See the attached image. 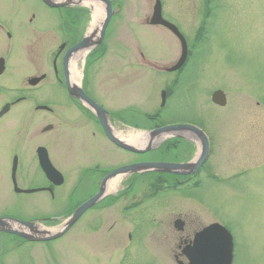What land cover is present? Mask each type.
<instances>
[{
    "label": "rangeland",
    "instance_id": "1",
    "mask_svg": "<svg viewBox=\"0 0 264 264\" xmlns=\"http://www.w3.org/2000/svg\"><path fill=\"white\" fill-rule=\"evenodd\" d=\"M111 1L114 14L102 42L79 63V85L110 114L114 131L194 125L208 140L207 159L186 183L166 176L164 182L150 173L127 175L115 192L106 193L55 241L28 243L0 234V264H176L180 241L214 222L233 237L234 264H264V0H160L163 18L179 29L188 47L186 64L171 73L163 71L178 61L180 44L164 28L148 25L155 0ZM83 3L68 6L74 11L65 24V12L58 15L39 0H4V7L25 9L21 17L27 25L25 35L13 33V40L17 38L10 71L16 57L33 55L28 47L33 29L39 34L36 55L42 62L58 52L64 32L79 42L94 33L106 18L105 8L90 2L103 12L91 29L93 10ZM31 12L36 15L33 23ZM5 43L0 33V45ZM53 82L48 74L28 93L30 100L11 110L0 125V137L7 126L12 143L19 130L26 136L27 153L50 143L54 161L65 175L64 194L78 183L84 169L98 163L107 171L146 159L184 163L200 156L193 134L169 137L144 155L116 149L99 136L93 121L84 124L86 114ZM162 91L167 94L164 107ZM215 91L225 94L224 107L211 102ZM16 96L11 90L3 100ZM54 100L64 106H55L57 121L34 109ZM50 124L54 129L41 134ZM100 151L103 159L98 158ZM94 187L88 178L68 203L60 202L56 208L49 206L45 195H23L31 206L26 216L52 215L57 221L42 225L57 232L94 194ZM177 219L185 223L183 232L174 227Z\"/></svg>",
    "mask_w": 264,
    "mask_h": 264
},
{
    "label": "flooded vegetation",
    "instance_id": "2",
    "mask_svg": "<svg viewBox=\"0 0 264 264\" xmlns=\"http://www.w3.org/2000/svg\"><path fill=\"white\" fill-rule=\"evenodd\" d=\"M3 1L4 0H0V33L4 34L7 43H5L4 45H0V50H2L3 48V55H0V112L1 110H3L5 106H9V110L7 113L1 116L0 125L4 124L5 120H7V117L9 116L8 114L15 106L31 99L29 96H27L28 93L30 91L35 90L39 85L44 83L48 74L52 76V79L54 81L53 84H58L60 85L61 88H63L65 71H66V67L64 63L65 56L68 50H70L73 46L79 43V40H75L74 35L70 33H68L67 35V33L64 32V34H62L64 41L61 42V44L59 45L58 52H56L54 56H48V57L46 56L44 58V61L42 62L41 56L36 55L37 50L40 48L39 34L33 29L31 30L32 31L31 42L28 44V47L30 48L29 49L30 54L33 53V55L25 56V57L24 56L16 57L15 58L16 61L12 66V70L10 71V67H9L10 53L11 50L13 51V41L17 38L15 37L13 40V33L14 36L17 34L25 35L24 33L27 25H24V21H22L23 18L21 17L22 12L25 9L20 8L21 9L20 10L21 13H20L19 10L16 8H10L6 6L4 7ZM41 3L45 5L42 1ZM46 7L50 10L57 12L58 15H61L62 12H65L64 15L65 24L67 23V20H69L72 11H74L70 7L59 8V9H52L49 8L48 6ZM30 14L31 17L29 19V23H33L34 20H36V15L34 12H31ZM69 34L71 37L69 36ZM21 48H23V45ZM43 63L44 66H42ZM69 64H70V58H68L67 66ZM163 72L165 73V71ZM39 77H43V79L35 87H26V84H28L30 79L39 78ZM11 90L16 91L17 96L13 98V100L11 101L3 100V99H8L7 96L10 94ZM83 90L86 93L85 89ZM55 106L64 107L63 105L60 104L58 100H54V102L51 101L50 103L39 104L35 106L34 109H36V111L46 112L48 116L50 117L52 116L53 118H55L54 120H56L58 119V115L55 114H57L58 109ZM39 107H46L48 109L40 110ZM76 107L80 108L83 114H86L87 118L86 119L83 118L84 124L86 125L91 121H93V123L97 125V127L95 128H97V132L99 136L103 140H107L104 134V130L101 127L95 115L93 114V112H91L87 107L82 108L79 103H77ZM111 118L112 117L109 114L108 120L110 125H111ZM151 119L153 118H150L149 120ZM48 126L51 127L50 129L51 132L54 129V126L52 124ZM157 128L159 127H155L153 129H157ZM43 129L41 130V134H44ZM21 134L22 132H20L19 130L16 131V135L15 137H13L14 141H12L11 143L9 141V129L7 126H4L2 130V136L0 137V220L39 221L43 223L52 222L55 218L52 215L50 216L45 214V215H40L37 218L26 216V213L30 211L31 206L27 205L25 199L22 198V196L25 194H23L20 191L26 189H38L40 191H38L37 193L41 195H45V199L46 201H48L49 206L51 208H56L60 202L64 203L70 201L74 193L79 190L80 186L85 181H87L88 178H90L91 185L95 186L94 187L95 188L94 194H95L100 186L101 181L103 180L107 172L111 170L109 169L106 171L105 169H102L99 163L94 167L84 169V171L80 174L78 183L74 185V187H72L70 191L64 194V191H62L61 189L65 187V182H66L65 175L58 167L57 162L54 161L51 144L47 142L42 143L41 145L33 149L32 152L27 153L24 152V149L28 147V144H26V136ZM94 135L95 134H93V136ZM194 137L196 136L194 135ZM111 145L114 146L113 144ZM23 146L25 147L23 148ZM114 147L118 150H121L116 146ZM38 149H44L46 151L48 159L52 164V166L61 173L63 177V184L60 187H57L56 185L53 184V182L49 181L42 172L39 164ZM152 151H150L149 153H152ZM98 158L103 159V154L101 153V151L98 152ZM161 162H170V161H165L163 159L161 160L146 159L144 161L129 163L126 165L138 164V163H161ZM171 163H177V162H171ZM149 173L163 177L164 182H165V176L171 179L178 178V180L180 179L182 181V182L180 181L181 183L189 182L192 179V176H178L175 174H161L156 172H149ZM144 174H148V173H144ZM99 180L100 182L97 185V182ZM39 209L41 210V208ZM184 228H185V224H184ZM200 230L201 229H199L198 231ZM196 232H194L192 237L189 238L188 240L180 241V245L178 246V249L180 251L179 254L175 255V258L180 257L181 258L180 260L183 261L186 260L184 259V257L181 256L182 254L181 249L185 244H188L191 241V239L193 238ZM1 236H5V235L1 234ZM234 260H235V255L233 256L232 264H234Z\"/></svg>",
    "mask_w": 264,
    "mask_h": 264
},
{
    "label": "water",
    "instance_id": "3",
    "mask_svg": "<svg viewBox=\"0 0 264 264\" xmlns=\"http://www.w3.org/2000/svg\"><path fill=\"white\" fill-rule=\"evenodd\" d=\"M46 6L52 9L65 8L71 5H80L83 2H98L101 3L106 11V18L99 25L98 28L95 29L94 33L86 36L79 42L75 47L70 49L67 52V58L76 54L82 50H88L94 46H98L104 37L106 28L109 24L111 17L114 12L111 8V1L109 0H76L74 3L73 0H66L63 2H56L54 0H41ZM150 26H161L165 29L169 30L173 33L180 42L181 45V56L178 62L165 69L167 72H174L180 69L187 57V45L182 37V35L178 32L176 27L166 22L162 18V8L159 0H156L155 6L153 8V14L148 22ZM66 61V59H65ZM67 63V61H66ZM67 66V64H66ZM65 83L68 90L69 95L72 98L80 100L82 103L86 104L91 108V110L95 113L96 117L101 123V126L109 139L113 144L117 147L136 154H144L149 152L152 149V141L158 138L163 134H174V133H190L194 134L201 142V153L200 156L191 162L188 163H139L124 166L110 172L100 184L98 192L91 197L88 201L83 203L79 208L75 210V212L64 222V224L58 229L57 232H49V231H40L39 224L34 222H25V221H16L12 220V222H8V220H0V232L6 233L9 235L17 236L23 239L26 242H39V243H48L51 241H55L63 237L71 227L80 219V217L89 209L93 208L97 205L106 194V186L107 183L118 176L121 175H132V174H141L148 171L160 172V173H170L181 176H187L190 174H196L201 169L203 163L207 159L208 156V140L205 137L204 133L192 126V125H172L165 126L153 131L146 133L144 139L147 140V144L145 146H133L119 139L114 133L111 127L109 126L107 119V112L103 110L99 105H97L94 101H92L89 97H87L82 90V88L77 85L71 78L69 74V70L66 68L65 72ZM34 84V83H31ZM212 102L218 106H225L226 100L225 96L222 92L217 91L212 96ZM165 103V94H162V105ZM4 109L0 116L5 112ZM41 167L46 173L47 177L51 180H56L58 178V182L56 184H61V175L57 173L53 167L48 162L46 156L41 159ZM35 191H28L26 193H33ZM12 225L19 227L17 230L12 227ZM182 223L177 221L175 226L178 230H182ZM183 254L188 259V264H231L232 255H233V240L231 235L221 226L217 224L210 225L204 228L202 231L197 233L194 236L193 241L190 245L186 246L182 250ZM183 264V263H179Z\"/></svg>",
    "mask_w": 264,
    "mask_h": 264
},
{
    "label": "bare ground",
    "instance_id": "4",
    "mask_svg": "<svg viewBox=\"0 0 264 264\" xmlns=\"http://www.w3.org/2000/svg\"><path fill=\"white\" fill-rule=\"evenodd\" d=\"M54 1L61 2V1H64V0H54ZM73 2L75 3L76 0H73ZM83 4L86 5V6H89L93 10V13H92V26H91V29H93L96 26L97 22L100 20V16H102L103 12H102L101 8L98 5H96V4L92 5L90 2H84ZM89 50L90 49L84 50V51H81V52H79V53H77L75 55L74 54L72 55V58H71L72 61H71V64L69 66L70 67V70H69L70 71V78H72V80L77 85H79L80 78H81V74H80L81 73V70H80V64L79 63L84 61V59H85L87 53L89 52ZM161 103H162V100H161ZM11 112L12 111H10V113ZM192 126H194V125H192ZM111 129L113 130V133L119 139L123 140L124 142H127L130 145H133V146H142L143 147V146H145L147 144V140L144 139V138L146 136V133H148V132H146V133L145 132H135V131H129V132H121V131L119 132L118 131L117 132V131H114L113 128H111ZM185 136L191 137L192 135H190V134H188V135L187 134L181 135L179 133L178 134L177 133H174V134H163V135H160L158 138L154 139L152 141V145L153 146L154 145H158V144L164 142L169 137H185ZM193 140L195 141L196 145H198L199 151L201 153L202 146H201L200 140L197 137H195V139L193 138ZM107 141H109L108 138H107ZM153 146H152V148H153ZM46 158L48 159V156H46ZM126 176L127 175H121V176H118L116 178L111 179L107 183L106 193L107 194H110V193L115 192L120 187L121 182L123 181L124 177H126ZM105 177H106V175H105ZM101 183H102V181H101ZM216 224L219 225V226H222L221 224H219L217 222H216ZM12 227L15 228V229H17V230H22V229H19V227H16L14 225H12ZM39 230L40 231H49L51 233L53 232L52 230L45 229L44 227H39ZM227 232L230 233L228 230H227ZM0 233L3 234V235H6V236L8 235L6 233H2V232H0ZM8 236H13V235H8ZM13 237H16L17 238V236H13Z\"/></svg>",
    "mask_w": 264,
    "mask_h": 264
}]
</instances>
